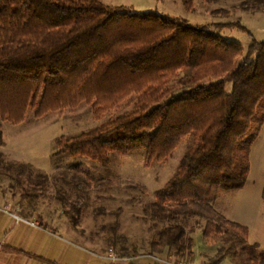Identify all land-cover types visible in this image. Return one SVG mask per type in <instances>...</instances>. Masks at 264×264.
<instances>
[{"label":"trees","instance_id":"16d2710c","mask_svg":"<svg viewBox=\"0 0 264 264\" xmlns=\"http://www.w3.org/2000/svg\"><path fill=\"white\" fill-rule=\"evenodd\" d=\"M255 3L264 6V0ZM185 5L195 10L193 0ZM212 14L232 11L222 7ZM220 25L248 30L241 22ZM251 35L245 49L186 18L102 0H0V146L6 145L2 121L20 124L31 108L40 118L85 102L100 121L133 99L132 110L93 130L60 136L57 152L108 165L111 152L146 149L150 166L194 135L177 171L147 205L151 218L163 223L153 249L192 259L195 239L185 220L197 216L207 220L204 242L217 249L207 264H264L261 243L248 241L249 228L213 203L224 190L245 185L264 124V40ZM24 167L0 150V172L25 173ZM73 168V179L64 180L93 186L82 164ZM39 178L29 195H38L50 179L45 173Z\"/></svg>","mask_w":264,"mask_h":264},{"label":"rangeland","instance_id":"374dc122","mask_svg":"<svg viewBox=\"0 0 264 264\" xmlns=\"http://www.w3.org/2000/svg\"><path fill=\"white\" fill-rule=\"evenodd\" d=\"M102 1L111 6L133 7L132 10L137 13L154 11L186 18L193 24L207 26L229 41L240 42L245 49L252 41L251 33L258 40H264V6L258 5L255 0H193L194 11L187 10L185 0ZM242 3L248 4V9L242 8ZM222 7L231 10L232 14H212L214 9ZM234 7L237 9L234 10ZM235 22H241L249 31L220 25ZM228 89H232L231 83ZM133 102V99L127 100L100 121L94 120L92 106L85 102L75 108L49 112L40 118L31 108L26 120L20 124L2 121L6 145L0 146V150L8 161L23 162L25 173L18 170L12 175L0 172V207L17 221H25L81 245L93 257L108 258L109 264L141 261L151 264H199L198 259L194 260L195 255L192 259L178 258L168 248L162 252L154 250L152 244L158 238L163 223H157L147 212V205L154 199L156 191L165 186L186 152L195 144L194 135L186 136L169 158L155 161L150 166L146 164V149L111 152L108 165L57 152L60 136L93 130L109 119L132 110ZM261 135L263 140L264 125ZM79 164L95 182L102 178L109 181L100 184L94 182L92 187L84 189L62 178L65 175L73 179V167ZM40 173L48 174L50 179L38 191V195L31 196L27 190L35 188ZM240 201L237 190H224L217 206L230 215L234 212L246 216L245 211L236 209ZM74 202L81 207L80 212L75 209ZM255 215L258 217L254 221L250 240L260 242L264 250L263 200L257 205ZM185 222L189 233L197 239L194 246L201 253L200 258L208 262L217 249L216 245L208 246L204 242L203 228L207 220L188 216ZM221 264L234 263L226 259Z\"/></svg>","mask_w":264,"mask_h":264},{"label":"crops","instance_id":"0c3cea01","mask_svg":"<svg viewBox=\"0 0 264 264\" xmlns=\"http://www.w3.org/2000/svg\"><path fill=\"white\" fill-rule=\"evenodd\" d=\"M261 133L262 130L252 146L249 177L245 185L237 190L241 201L236 209L245 211L247 215H237L234 212L230 215L226 210L218 208L217 202L221 195L213 202L225 216L249 228V242H252L250 236L254 221L258 217L255 215L257 205L263 200L264 191V139L262 140ZM5 213L0 207V264H109L106 257H93L81 245L71 243L65 237L52 235L25 221H17L12 215ZM196 240L195 237V243ZM194 249V260L198 259L199 264H207L200 258L201 253H198L196 246ZM134 264L151 263L141 261Z\"/></svg>","mask_w":264,"mask_h":264}]
</instances>
